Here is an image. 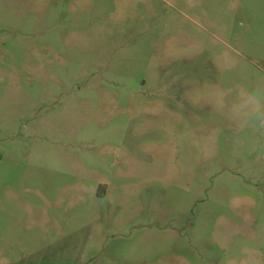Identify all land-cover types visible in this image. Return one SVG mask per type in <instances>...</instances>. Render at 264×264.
Returning <instances> with one entry per match:
<instances>
[{"label":"rangeland","instance_id":"1","mask_svg":"<svg viewBox=\"0 0 264 264\" xmlns=\"http://www.w3.org/2000/svg\"><path fill=\"white\" fill-rule=\"evenodd\" d=\"M264 79V0H0V264L264 253V149L213 93Z\"/></svg>","mask_w":264,"mask_h":264},{"label":"clouds","instance_id":"2","mask_svg":"<svg viewBox=\"0 0 264 264\" xmlns=\"http://www.w3.org/2000/svg\"><path fill=\"white\" fill-rule=\"evenodd\" d=\"M211 106L232 123L237 150L259 153L264 149V79L216 90ZM240 244L238 264H264V253L258 251L254 237Z\"/></svg>","mask_w":264,"mask_h":264}]
</instances>
